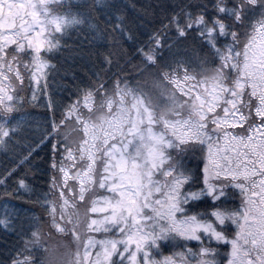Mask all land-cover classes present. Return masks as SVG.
Wrapping results in <instances>:
<instances>
[{"label":"snow or ice","instance_id":"6c2138e0","mask_svg":"<svg viewBox=\"0 0 264 264\" xmlns=\"http://www.w3.org/2000/svg\"><path fill=\"white\" fill-rule=\"evenodd\" d=\"M0 264H264V0H0Z\"/></svg>","mask_w":264,"mask_h":264},{"label":"trees","instance_id":"16d2710c","mask_svg":"<svg viewBox=\"0 0 264 264\" xmlns=\"http://www.w3.org/2000/svg\"><path fill=\"white\" fill-rule=\"evenodd\" d=\"M50 84L52 85V91H53V99L56 103H61L65 98H66V92H64L62 90V84H63V81L60 77V75H57L56 78H55V81H53L51 78L49 80ZM37 95H38V98L40 97V93H39V90H37ZM47 97H43L42 99H38V103H41V104H46L47 103ZM29 111H33L37 114H39L40 116H42L44 114V111L45 109L43 107H35L33 108L31 105L29 106L28 108ZM46 179V177H41L40 178V186L41 187H45V185L43 184V181ZM39 211V210H37ZM63 243V242H61ZM71 251L74 252L75 250V245H71L70 247Z\"/></svg>","mask_w":264,"mask_h":264},{"label":"rangeland","instance_id":"374dc122","mask_svg":"<svg viewBox=\"0 0 264 264\" xmlns=\"http://www.w3.org/2000/svg\"><path fill=\"white\" fill-rule=\"evenodd\" d=\"M71 250V249H70Z\"/></svg>","mask_w":264,"mask_h":264}]
</instances>
